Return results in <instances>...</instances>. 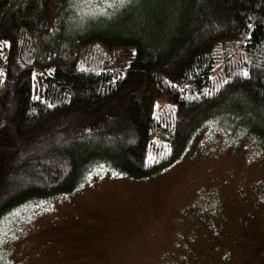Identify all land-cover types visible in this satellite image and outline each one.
<instances>
[{
    "label": "trees",
    "instance_id": "16d2710c",
    "mask_svg": "<svg viewBox=\"0 0 264 264\" xmlns=\"http://www.w3.org/2000/svg\"><path fill=\"white\" fill-rule=\"evenodd\" d=\"M122 47L133 51L117 70ZM208 118L264 151V0H0V218L94 166L148 176Z\"/></svg>",
    "mask_w": 264,
    "mask_h": 264
},
{
    "label": "rangeland",
    "instance_id": "374dc122",
    "mask_svg": "<svg viewBox=\"0 0 264 264\" xmlns=\"http://www.w3.org/2000/svg\"><path fill=\"white\" fill-rule=\"evenodd\" d=\"M86 1L101 7L110 0ZM132 51H115V69ZM32 84L38 95L43 71H32ZM154 112L169 121L165 102ZM100 166L72 191L0 218L8 264H173L178 245L184 264H264V151L240 128L203 120L176 159L145 177L113 176L104 166L102 178L89 181Z\"/></svg>",
    "mask_w": 264,
    "mask_h": 264
},
{
    "label": "snow or ice",
    "instance_id": "6c2138e0",
    "mask_svg": "<svg viewBox=\"0 0 264 264\" xmlns=\"http://www.w3.org/2000/svg\"><path fill=\"white\" fill-rule=\"evenodd\" d=\"M118 2V4L119 5H124L125 3H127L128 2V0H113V3H117ZM242 75L244 76V77H248V75H249V73L247 72V71H244L243 73H242ZM225 83H228V81H225ZM149 161H151V162H158V160H154V158L153 157H149ZM103 170H104V166H100L99 167V169L96 171V172H94V173H90L89 174V176H88V179H89V181L91 180V177L93 176V175H101L102 173H103ZM112 175L113 176H118V175H121L120 173H117V172H115V171H113L112 172ZM101 178H102V175H101ZM81 187H83V185H81Z\"/></svg>",
    "mask_w": 264,
    "mask_h": 264
}]
</instances>
